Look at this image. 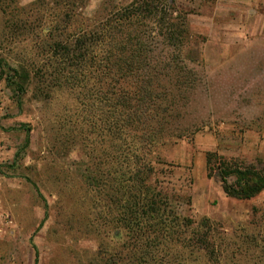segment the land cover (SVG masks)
Segmentation results:
<instances>
[{
	"label": "rangeland",
	"instance_id": "obj_1",
	"mask_svg": "<svg viewBox=\"0 0 264 264\" xmlns=\"http://www.w3.org/2000/svg\"><path fill=\"white\" fill-rule=\"evenodd\" d=\"M134 1L0 0V264H34L35 251L37 264H264V192L226 198L205 169L207 152L264 163V31L226 26L216 0H175L187 35L151 87L152 183L169 199L170 235L134 239L119 222V157L132 147L117 140V102L130 82L71 67L55 43Z\"/></svg>",
	"mask_w": 264,
	"mask_h": 264
},
{
	"label": "trees",
	"instance_id": "obj_2",
	"mask_svg": "<svg viewBox=\"0 0 264 264\" xmlns=\"http://www.w3.org/2000/svg\"><path fill=\"white\" fill-rule=\"evenodd\" d=\"M184 16L175 7V0H137L110 14L96 31L78 35L72 45L55 43V48L65 51L62 59L75 63L71 67L96 68L102 79H111L115 85L130 82L118 97L117 140L129 142L132 149L130 156L120 154L114 201L120 224L135 235L134 239L151 235L161 242L170 235L169 199L154 186L156 182L152 183L153 164L158 161L154 151L161 143L162 131L160 122L149 113L154 112L159 98L151 90L157 72L179 60L177 48L187 35ZM159 46L169 50L165 57L155 54ZM13 73L22 82L28 81L26 74ZM4 82L23 92L22 85L13 83L11 78L6 77ZM28 144L26 131V147ZM205 169L207 179L214 174L220 179L226 198L249 201L264 192V163L260 167L244 165L224 160L217 152H207ZM36 192L40 197L37 189ZM37 263L35 251L34 264Z\"/></svg>",
	"mask_w": 264,
	"mask_h": 264
},
{
	"label": "crops",
	"instance_id": "obj_3",
	"mask_svg": "<svg viewBox=\"0 0 264 264\" xmlns=\"http://www.w3.org/2000/svg\"><path fill=\"white\" fill-rule=\"evenodd\" d=\"M226 10V26L258 25L264 31V0H216Z\"/></svg>",
	"mask_w": 264,
	"mask_h": 264
}]
</instances>
